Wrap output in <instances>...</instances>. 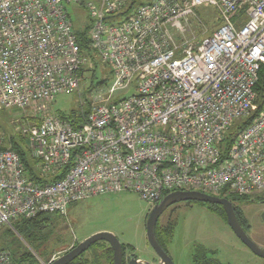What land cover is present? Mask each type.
Here are the masks:
<instances>
[{
  "label": "built area",
  "instance_id": "obj_1",
  "mask_svg": "<svg viewBox=\"0 0 264 264\" xmlns=\"http://www.w3.org/2000/svg\"><path fill=\"white\" fill-rule=\"evenodd\" d=\"M129 2L0 0V110L80 92L86 59L72 6L87 12L91 47L113 76L106 97L76 113V126L58 115L19 125L41 181L16 152L0 150V228L122 191L151 206L176 191L264 192V110L232 133L255 108L264 0H139L131 11ZM202 5L215 9L217 27L197 45H178L175 35ZM133 80V94L111 99ZM0 264L31 263L0 250Z\"/></svg>",
  "mask_w": 264,
  "mask_h": 264
},
{
  "label": "rangeland",
  "instance_id": "obj_2",
  "mask_svg": "<svg viewBox=\"0 0 264 264\" xmlns=\"http://www.w3.org/2000/svg\"><path fill=\"white\" fill-rule=\"evenodd\" d=\"M194 12V16L189 18L185 34L175 35L180 46L199 44L217 27L213 7L202 5ZM68 13L75 28L83 29L87 25L88 15L85 10L72 6L68 8ZM112 83L113 76L108 69L99 65L83 73L80 92L60 93L49 103H40L25 110H0V147L9 149L12 140L23 146L18 131L22 122L28 124L37 118L53 115L67 118L81 109L86 110L94 95L106 97V90ZM134 87L135 80L126 90L116 91L111 99H121L133 94ZM23 144L27 147L26 140ZM257 195L258 193L250 194L244 200L239 198L232 205L244 220L247 236L264 250V203L259 202L264 200V195L260 194L259 199ZM219 197L235 199L224 195ZM87 202L86 209L79 210L78 206ZM152 207L132 191L88 198L84 202L69 205L64 215L50 216L41 230L32 231V238L17 230H9L8 227L0 228V250L7 248L28 252L32 254L33 261L37 257L45 262L52 256H60L70 245L81 243L91 237L90 234L105 229L98 233L115 236L121 245L126 246V255L134 254L137 258L151 260L157 257L146 240L145 224ZM11 223L16 227V221ZM167 225L172 228V236L165 244V252L173 264H192L196 246L215 252V259L220 264H264V259L255 256L243 245L227 222L210 209L208 204L184 201L168 207L159 217L157 227L162 231ZM100 260V264H106L104 256ZM90 264H95V259Z\"/></svg>",
  "mask_w": 264,
  "mask_h": 264
},
{
  "label": "trees",
  "instance_id": "obj_3",
  "mask_svg": "<svg viewBox=\"0 0 264 264\" xmlns=\"http://www.w3.org/2000/svg\"><path fill=\"white\" fill-rule=\"evenodd\" d=\"M139 4V0H130L128 5V10L131 11ZM72 22V21H71ZM74 35L76 37V43L78 45V48L80 50V54L86 59V62L82 68V73L85 71H88V69H92L95 66H103L108 69L109 73L110 69L108 66L103 65L97 58V55L95 51L91 47V41H90V29H91V21L88 17V23L85 25L83 29H78L74 27V24L72 22ZM255 93H256V99H255V108L254 110L249 114L247 118L237 123V126L232 130V133L235 135L239 129H241L244 126L249 125L258 115L264 110V64L261 66L259 71V79L255 86ZM89 111V107L87 106L86 112ZM68 121H70L74 126H76L77 117L76 113H72L66 118ZM32 123H35L34 121ZM20 140L22 141V145L20 146L17 142L14 140L10 141V147L9 149L16 152L21 162L23 163L25 169L29 173V177L31 180L38 181L37 177V166L36 162H34L28 154L27 147L24 146L23 142L25 140L24 137L19 136ZM6 149L5 147H0V150ZM61 177H58V179ZM41 181V180H39ZM260 194L264 195V192L258 193L257 198H261ZM231 197H234L235 199H228L231 203L240 199H246L247 196L241 197V196H234L230 195ZM209 208L212 209L214 212H216L221 218H223L226 221L225 213L221 206L219 205H213L208 204ZM236 218L242 228L245 230L244 220L240 217V214L235 211ZM50 216L49 215H39L32 219H20L15 220L16 221V227L11 224V227L9 230H12L14 232H19L22 234H25L28 238H32L34 236V233H32L33 230L37 229L41 230L46 223H48ZM17 230V231H16ZM246 231V230H245ZM172 236V228L167 225L165 229L161 231V229H158V227L155 228V238L158 242V244L161 246V248L165 251V244L169 242ZM122 251H125L127 248L125 245H121ZM7 248H2V250H5ZM8 250V249H7ZM12 253L16 261L18 262H29L31 264L35 263L34 258L31 253L28 252H20L18 250H8ZM111 258V257H110ZM70 264H88L87 261L79 262L78 260L73 261ZM192 264H220L215 259V252L208 251L207 249L196 246L193 251L192 255Z\"/></svg>",
  "mask_w": 264,
  "mask_h": 264
},
{
  "label": "water",
  "instance_id": "obj_4",
  "mask_svg": "<svg viewBox=\"0 0 264 264\" xmlns=\"http://www.w3.org/2000/svg\"><path fill=\"white\" fill-rule=\"evenodd\" d=\"M184 201H195L205 204L219 205L222 207L226 222L235 236L245 245L255 256L264 259V250L258 247L245 233L242 226L238 222L232 203L222 197L210 196L200 192L176 191L164 196L156 203L147 218L145 224L146 240L150 247L154 250L156 257L162 264H173L166 252L161 248L155 238V228L159 217L170 206ZM104 242L110 246L113 251V264H123L122 248L120 242L115 236L109 233H97L79 243L76 248L67 254L54 260L51 264H69L85 252L95 243ZM127 264H146L139 259L130 258Z\"/></svg>",
  "mask_w": 264,
  "mask_h": 264
},
{
  "label": "flooded vegetation",
  "instance_id": "obj_5",
  "mask_svg": "<svg viewBox=\"0 0 264 264\" xmlns=\"http://www.w3.org/2000/svg\"><path fill=\"white\" fill-rule=\"evenodd\" d=\"M259 202L264 203V200H259ZM157 226H158V222H157L156 227ZM245 233H246V231H245ZM78 244L70 245L67 248V250L62 251L60 256H58L56 259H58L59 257L67 254L68 252H70L71 250L76 248V246ZM102 256H104L106 258V264H113V251L110 248V246L104 242H98V243H95L92 246H90L85 252H83L80 256H78L75 260H78L79 262L87 261L88 264H90L92 262V260L95 259V264H100L101 263L100 259L102 258ZM122 258H123V264H127L130 258L137 259V257L133 254L126 255L125 251H122ZM155 259L156 260L153 262H149V261H145V260H141V261L146 262V264H162L158 258H155ZM75 260H73V261H75Z\"/></svg>",
  "mask_w": 264,
  "mask_h": 264
},
{
  "label": "crops",
  "instance_id": "obj_6",
  "mask_svg": "<svg viewBox=\"0 0 264 264\" xmlns=\"http://www.w3.org/2000/svg\"><path fill=\"white\" fill-rule=\"evenodd\" d=\"M107 195H109V194H105V195H100V196H97L98 198H100V197H104V196H107ZM94 198H96V197H94ZM86 200H88V199H86ZM86 200H83V201H80V202H84V201H86ZM78 203V202H77ZM75 204V203H74ZM88 204V202L87 203H82V204H80L78 207H79V210H82V209H86L85 208V205H87ZM105 229H101V230H98V231H96V232H94V233H98L99 231H104ZM94 233H92V234H90V235H93ZM134 255V254H133ZM137 259H139V260H144V259H142V258H140V257H138ZM156 259L155 258H152L151 260L150 259H147V260H145V261H149V262H153V261H155Z\"/></svg>",
  "mask_w": 264,
  "mask_h": 264
}]
</instances>
